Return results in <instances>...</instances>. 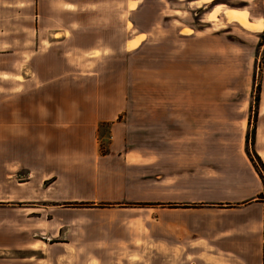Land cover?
I'll return each mask as SVG.
<instances>
[{
    "label": "crops",
    "instance_id": "obj_1",
    "mask_svg": "<svg viewBox=\"0 0 264 264\" xmlns=\"http://www.w3.org/2000/svg\"><path fill=\"white\" fill-rule=\"evenodd\" d=\"M68 54L55 43L0 53V264H114L112 254L122 264H262L264 185L252 162L208 166L181 152L160 169L128 145L148 138L131 131L104 70ZM161 116L165 131L175 118Z\"/></svg>",
    "mask_w": 264,
    "mask_h": 264
},
{
    "label": "rangeland",
    "instance_id": "obj_2",
    "mask_svg": "<svg viewBox=\"0 0 264 264\" xmlns=\"http://www.w3.org/2000/svg\"><path fill=\"white\" fill-rule=\"evenodd\" d=\"M137 31L146 37L132 38ZM53 43L84 70H104L111 93L128 102L131 131L148 138L128 145L160 169L181 152L192 161L201 153L208 166L249 160L263 181L264 0H0V53L29 56ZM164 112L175 120L160 131Z\"/></svg>",
    "mask_w": 264,
    "mask_h": 264
},
{
    "label": "trees",
    "instance_id": "obj_3",
    "mask_svg": "<svg viewBox=\"0 0 264 264\" xmlns=\"http://www.w3.org/2000/svg\"><path fill=\"white\" fill-rule=\"evenodd\" d=\"M231 0H213V2L214 3H229ZM255 128V127H254ZM246 141L247 142H250V144L252 145V147H253V145H254V142H255V129H252V135L250 136V135H248L247 134V136H246ZM252 153H253V155H255L259 160H261L260 159V157H259V155L257 154V152L253 149L252 150ZM250 156V155H249ZM250 158H251V156H250ZM263 182H264V178H263ZM142 206L143 205H145V204H141ZM264 254V253H263Z\"/></svg>",
    "mask_w": 264,
    "mask_h": 264
},
{
    "label": "bare ground",
    "instance_id": "obj_4",
    "mask_svg": "<svg viewBox=\"0 0 264 264\" xmlns=\"http://www.w3.org/2000/svg\"><path fill=\"white\" fill-rule=\"evenodd\" d=\"M230 15H231V17H233V18H237V19H240V18H241V15L238 14V13H236V12H231V11H230ZM243 24L245 25V23H243Z\"/></svg>",
    "mask_w": 264,
    "mask_h": 264
}]
</instances>
